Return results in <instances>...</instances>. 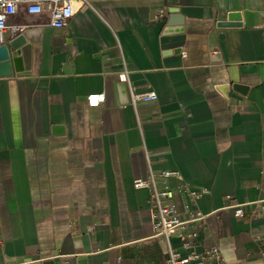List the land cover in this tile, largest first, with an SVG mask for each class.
Wrapping results in <instances>:
<instances>
[{"label": "crops", "instance_id": "1", "mask_svg": "<svg viewBox=\"0 0 264 264\" xmlns=\"http://www.w3.org/2000/svg\"><path fill=\"white\" fill-rule=\"evenodd\" d=\"M86 1L63 29L22 10L8 21L23 32L5 39L23 42L0 77V264H164L133 188L160 171L214 212L198 250L264 264V216L223 209L264 200V0ZM231 13L240 26L218 27ZM124 68L156 101L129 105ZM91 93L105 101L88 107Z\"/></svg>", "mask_w": 264, "mask_h": 264}, {"label": "built area", "instance_id": "2", "mask_svg": "<svg viewBox=\"0 0 264 264\" xmlns=\"http://www.w3.org/2000/svg\"><path fill=\"white\" fill-rule=\"evenodd\" d=\"M87 4L86 0H0V45L6 41L7 32L12 35L23 32L22 27L8 24L9 19L20 10L30 16L45 14L49 17L50 27L63 29L74 14ZM163 15L164 12H160L159 16L163 17ZM129 74V71L124 68L116 75L118 82L125 84L128 88L129 105L136 107L140 103L156 101L155 92L136 93L130 83ZM104 101L105 95L102 93H91L86 97V103L90 108H96ZM173 179L177 181L181 179L178 171L150 172L145 179L133 181L134 189H145L148 192L147 203L154 237L162 238L166 244L164 264H228L219 247L215 245L198 250L199 235L196 224H202L214 212L204 214L194 209L192 206L200 194L191 191L186 185L179 184L173 188L170 184ZM180 192L187 194L190 202L192 201L191 204H186L183 210L178 208L175 201V197ZM263 202L264 200L233 204L223 209L232 210L236 218H243L246 214L250 217L264 216V208L259 206ZM172 238L178 241L179 249L173 247ZM262 256L264 257V253Z\"/></svg>", "mask_w": 264, "mask_h": 264}, {"label": "water", "instance_id": "3", "mask_svg": "<svg viewBox=\"0 0 264 264\" xmlns=\"http://www.w3.org/2000/svg\"><path fill=\"white\" fill-rule=\"evenodd\" d=\"M171 13H176L172 11ZM170 20L174 18H169ZM168 22V26H174L173 22ZM238 13H231L227 16V20L219 23L218 27H239L240 23ZM176 24V23H175ZM182 25V24H179ZM23 38L17 36L13 39L6 40L4 44L0 45V77L11 76L14 72V57L19 55V49L22 45ZM219 91L224 89H218ZM226 90V89H225Z\"/></svg>", "mask_w": 264, "mask_h": 264}]
</instances>
